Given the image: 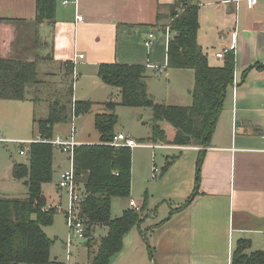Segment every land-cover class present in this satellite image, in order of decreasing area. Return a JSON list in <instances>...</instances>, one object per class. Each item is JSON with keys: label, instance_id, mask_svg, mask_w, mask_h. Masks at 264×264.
Returning a JSON list of instances; mask_svg holds the SVG:
<instances>
[{"label": "crops", "instance_id": "1", "mask_svg": "<svg viewBox=\"0 0 264 264\" xmlns=\"http://www.w3.org/2000/svg\"><path fill=\"white\" fill-rule=\"evenodd\" d=\"M63 1L57 0L53 23H38L37 0H0V56L35 60L39 78L43 66L55 78L50 96L62 91L71 74L77 77L76 97L115 90L100 76L103 63L144 65L146 74L167 66L168 37L160 35L158 14L165 15L162 10L175 0ZM199 6L198 42L215 66L224 63L218 51H234L237 85L227 88L197 194L188 202L194 176L180 186L176 208L157 214L149 232L152 264H232L241 239L250 241L246 252L264 250V0L252 6L248 0H199ZM28 92L26 100L0 99V112L16 107L13 102H34V88ZM66 167L68 157L60 153L55 176Z\"/></svg>", "mask_w": 264, "mask_h": 264}, {"label": "trees", "instance_id": "2", "mask_svg": "<svg viewBox=\"0 0 264 264\" xmlns=\"http://www.w3.org/2000/svg\"><path fill=\"white\" fill-rule=\"evenodd\" d=\"M168 6L172 9L169 26L160 22L163 15L158 14L161 31L166 34L170 29L167 66L194 70L192 105L157 102L148 92L144 65L103 63L99 73L107 85L119 89L118 103L152 109L153 139L167 145L199 147L197 185L191 202L198 192L200 168L222 113L227 88L235 81L236 59L234 51L228 50L223 65L209 63L198 42L199 0H175ZM56 9L57 0H37L36 22L53 23ZM39 83L35 60L0 56V99L26 100L30 87L34 88L32 95L39 92ZM73 96V83L68 81L52 99L48 113L34 117L42 140L31 144L28 163L13 165V176L24 179L28 194L23 198L0 196V264H59L51 256L53 241L44 230L53 223L57 210L44 190L56 172L54 146L43 140L55 136L56 124L87 114L95 105L100 107L95 117L100 139L76 146L74 156L75 178L83 191L77 207L86 225L88 264H111L122 251L125 236L143 221L142 207H129L121 216H112V198L129 197L132 182V148L111 144L118 134L117 101H74ZM32 100L36 99L32 96ZM249 247L250 241L241 239L232 264H264V250L246 252Z\"/></svg>", "mask_w": 264, "mask_h": 264}, {"label": "rangeland", "instance_id": "3", "mask_svg": "<svg viewBox=\"0 0 264 264\" xmlns=\"http://www.w3.org/2000/svg\"><path fill=\"white\" fill-rule=\"evenodd\" d=\"M165 15L160 19L163 25L169 26L172 20V9L167 7L162 10ZM169 28V27H168ZM17 41H22L21 33H18ZM25 35V34H23ZM164 36L163 32H160ZM165 37V36H164ZM26 43V40H25ZM44 47L39 44V50ZM217 65L219 63H210ZM47 66L46 64H43ZM50 67V66H49ZM44 67H41V70ZM42 70V71H43ZM47 70V69H46ZM40 73L39 92L32 95L36 100L13 102L16 107L11 106L8 111L0 112V196L23 198L28 194V188L24 179L12 177V165L17 163H28L29 155L20 154L19 143L9 140L31 139L39 137L37 124L34 117L45 116L49 111L52 99L57 96H50L49 90L54 85L55 78L44 72ZM150 76L147 80L148 92L152 97L161 103L190 106L194 102L195 72L193 69H182L168 66H156L147 71ZM43 73V74H42ZM58 74V73H57ZM58 76V75H57ZM39 77V75H38ZM58 78V77H57ZM43 80H47L43 82ZM73 85V100H90L94 103L104 102L110 99L120 102V93L117 87L109 90L105 95L94 94L91 97H76L75 87L77 77L71 74ZM76 81V82H74ZM93 87V85H90ZM14 105V104H12ZM100 110L95 105L87 114H83L54 127L55 136L60 133L62 136L70 135L73 124L76 126L78 139L85 143H95L100 139V132L97 130L95 117ZM118 122L115 125L116 132H123L126 136L134 139L137 146L132 147V182L129 197L112 198V216L119 217L129 208L130 199L140 203L144 214L143 221L139 226L133 227L124 239L122 251L115 255L111 264H152L153 250L150 229L157 220V214H162L167 208H176L180 191L184 181L193 180L198 172V159L200 150L190 146H172L165 144L160 139H153L152 136V109L150 107L122 105L116 106ZM164 126H166L164 124ZM64 154L60 149L54 147L55 158ZM154 168L157 179H154ZM154 171V172H153ZM58 176H54L51 183L45 185L44 190L50 203L61 205L52 224L44 227L46 234L52 239L51 256L59 264H88V249L86 238H73V243L68 249L70 227L64 210L68 207V194L66 191L56 190ZM195 185V184H194ZM54 203V204H55ZM103 231V233H105ZM146 238V239H145ZM259 245L260 240L255 242ZM25 264V263H21Z\"/></svg>", "mask_w": 264, "mask_h": 264}, {"label": "built area", "instance_id": "4", "mask_svg": "<svg viewBox=\"0 0 264 264\" xmlns=\"http://www.w3.org/2000/svg\"><path fill=\"white\" fill-rule=\"evenodd\" d=\"M249 5L252 6L254 3V0H248ZM64 4L69 3V0L63 1ZM78 20H83L82 15H77ZM167 37L170 36V29H167L166 32ZM150 38L154 37L153 33L149 34ZM147 45H151L152 40L148 39L146 41ZM225 51H218L216 53V56L219 58L225 57ZM80 57H83V54L79 55ZM234 85H237V81H234ZM76 116H74L75 118ZM74 121V119H73ZM77 128L73 124L72 132L68 136H62V135H56L53 138L50 139H44L43 141L51 143L54 147L60 149L64 154L68 157V167L64 168L60 172V177L57 182V189L60 191H66L68 194V207L64 210V212L67 215L68 218V224L70 227V234L68 239V249H70L73 238H85L86 237V225L83 219L80 217L78 213V204L83 198V191L81 190L79 184L76 181L75 178V148L76 146L82 144V141H79L76 138ZM4 139H0V141H3ZM42 139L38 137L36 140L31 139H22V140H9V142H17L21 144L22 148H20V154L22 155H28L30 151V146L35 141H41ZM114 146H129V147H135L137 146V142L126 136L123 132H119L117 135H115L114 140L111 142ZM158 169L154 168L153 178H157L156 171ZM130 206L136 210H140L141 205L136 200L131 199L130 200ZM55 206V209L58 211L61 209L60 204H53Z\"/></svg>", "mask_w": 264, "mask_h": 264}]
</instances>
